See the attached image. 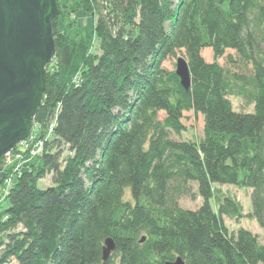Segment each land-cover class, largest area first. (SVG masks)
<instances>
[{
  "label": "trees",
  "instance_id": "1",
  "mask_svg": "<svg viewBox=\"0 0 264 264\" xmlns=\"http://www.w3.org/2000/svg\"><path fill=\"white\" fill-rule=\"evenodd\" d=\"M56 4L55 56L26 142L54 126L41 153L22 143L0 158L13 175L0 200V264H264V240L226 227L242 206L219 188L250 189L248 215L264 233V0ZM177 53L188 89L164 66ZM185 112L203 117L200 139L179 138ZM194 185L202 203L184 209ZM107 238L115 249L103 261Z\"/></svg>",
  "mask_w": 264,
  "mask_h": 264
},
{
  "label": "water",
  "instance_id": "2",
  "mask_svg": "<svg viewBox=\"0 0 264 264\" xmlns=\"http://www.w3.org/2000/svg\"><path fill=\"white\" fill-rule=\"evenodd\" d=\"M58 13L56 0H0V158L31 133L45 90V68L55 56L52 21ZM174 70L188 89L186 59L178 57ZM114 249L107 238L102 260ZM164 264L185 262L178 256Z\"/></svg>",
  "mask_w": 264,
  "mask_h": 264
},
{
  "label": "rangeland",
  "instance_id": "3",
  "mask_svg": "<svg viewBox=\"0 0 264 264\" xmlns=\"http://www.w3.org/2000/svg\"><path fill=\"white\" fill-rule=\"evenodd\" d=\"M79 24L81 26H93V18L89 14H85L83 12H79L76 14ZM59 28L63 27V22L61 20L58 21ZM230 53H233V51L228 50L225 53V56L220 58L218 62L222 65H227L226 63V56ZM202 56L207 62H211L213 60L212 51L208 48L202 50ZM178 57H183V54L177 53L174 58H171L167 60L164 63V66L168 69H175L176 60ZM230 102L232 104V107L237 111H244V112H252L253 106L246 104L242 99L236 97V96H229ZM53 121H55V118L49 123L47 132L44 133V137L41 138H35L37 141L41 140L43 144L49 138L51 125L53 124ZM182 122L185 126V130L182 132V134L179 136V138L184 140H198L203 136V117L200 114H196L193 112H185ZM36 126L32 125L31 133L35 130H37ZM31 148V146H30ZM11 159V158H10ZM6 175L2 174L0 172V199H1V192L3 191L4 187V180ZM51 184V177L47 175L44 179L38 181V186L40 187H47ZM221 192L223 194L229 195L233 197L236 201L240 203L242 206V216L239 218L231 219L229 217L224 216L223 220L226 225V227L229 229V231H237L239 228H245L247 230H250L252 233L256 234L259 237V240H264V233L263 230L260 228V226L257 224V222L249 217V212H251V202H250V189L246 188H239L235 186H229V185H223L219 186ZM195 197H183L179 201V205L184 209H190V210H196L200 207L202 203L201 197H199L197 188L194 185L193 186ZM3 200V199H2ZM215 207V206H214ZM15 264V263H11Z\"/></svg>",
  "mask_w": 264,
  "mask_h": 264
},
{
  "label": "built area",
  "instance_id": "4",
  "mask_svg": "<svg viewBox=\"0 0 264 264\" xmlns=\"http://www.w3.org/2000/svg\"><path fill=\"white\" fill-rule=\"evenodd\" d=\"M54 126V122L53 124L51 125V129H49V131L51 132L52 131V128ZM32 130V129H31ZM32 133H30L31 135ZM29 135V137H30ZM28 137V138H29ZM27 138V139H28ZM27 139H25L24 141L18 143V144H24V146L28 149V150H31V155H37L39 153H41V150H42V147H43V142L41 140L37 141V140H30L32 142H34V144H32V142H26ZM32 139V138H30ZM31 146V148H30ZM30 148V149H29ZM11 151V150H10ZM10 151L8 153L5 154V156H9L10 155ZM18 168H14L13 170V173L16 174L17 173V170ZM13 175H10V176H6L5 177V180H4V187H3V191L1 192V199L2 200L9 192V190L11 189L12 185H13Z\"/></svg>",
  "mask_w": 264,
  "mask_h": 264
}]
</instances>
